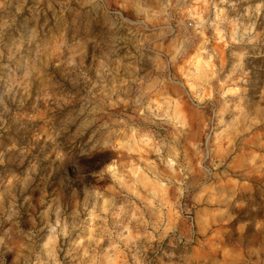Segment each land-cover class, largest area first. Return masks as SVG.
Instances as JSON below:
<instances>
[{"label": "clouds", "instance_id": "1", "mask_svg": "<svg viewBox=\"0 0 264 264\" xmlns=\"http://www.w3.org/2000/svg\"><path fill=\"white\" fill-rule=\"evenodd\" d=\"M0 264H264V0H0Z\"/></svg>", "mask_w": 264, "mask_h": 264}, {"label": "rangeland", "instance_id": "2", "mask_svg": "<svg viewBox=\"0 0 264 264\" xmlns=\"http://www.w3.org/2000/svg\"><path fill=\"white\" fill-rule=\"evenodd\" d=\"M72 173V169H66L65 173H61L58 176L54 177V180H62L64 179L65 175L67 174H71Z\"/></svg>", "mask_w": 264, "mask_h": 264}]
</instances>
